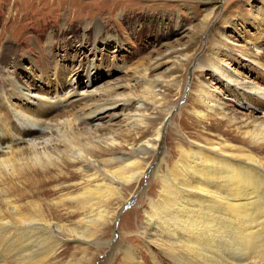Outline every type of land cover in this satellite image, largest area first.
I'll return each instance as SVG.
<instances>
[{
	"label": "bare ground",
	"instance_id": "bare-ground-1",
	"mask_svg": "<svg viewBox=\"0 0 264 264\" xmlns=\"http://www.w3.org/2000/svg\"><path fill=\"white\" fill-rule=\"evenodd\" d=\"M209 10L199 44L191 39L160 53L124 84L91 94L73 89L54 99L17 87L25 101L48 112L89 96L99 99L54 119L12 109L22 122L15 133L0 118V130L6 132L0 133V264H48L69 240L83 249L75 264H93L91 245L100 246L103 228L119 213L115 207L124 208L125 195L152 166L143 167L147 156L156 161L150 171L159 189L147 201L142 229L149 246L175 264H264V78L258 84L232 73L223 56L238 54L262 74L264 63L254 43L242 50L222 32L208 33L215 17V9ZM220 23L228 21L222 17ZM204 38L207 50L201 54ZM169 63L174 67L168 74L150 77L151 70ZM87 68L76 82L83 76L87 83ZM192 68L217 76L220 87L238 101L222 103L213 95L218 88L194 78L187 103L202 129L182 127L172 147V138H163L165 121L155 115L172 113V94L183 97ZM57 72L51 74L55 79ZM30 82L47 87L45 78L39 82L32 76ZM121 89L128 92L118 93ZM254 97L262 100L259 114L244 105ZM119 108L122 112L112 113ZM168 147L175 153L166 152ZM122 258L123 264H142L130 247Z\"/></svg>",
	"mask_w": 264,
	"mask_h": 264
},
{
	"label": "rangeland",
	"instance_id": "rangeland-1",
	"mask_svg": "<svg viewBox=\"0 0 264 264\" xmlns=\"http://www.w3.org/2000/svg\"><path fill=\"white\" fill-rule=\"evenodd\" d=\"M207 9H215L208 33L222 32L242 50L254 43L259 52L253 51L258 53L260 63H264V0H0V94L10 89L8 97L1 96L0 118L4 119L6 126L10 122L8 127H13L14 132L18 124L22 126V122L10 113L12 109L31 115L33 112V116L48 119L84 109L97 101L99 96H89L84 100L76 98L78 100L72 106L48 112L45 106L30 105L17 89L54 99L73 89L91 94L95 90L102 92L110 85L124 84L136 73L141 75L168 50L185 46L191 39L199 44ZM222 17L228 21L227 26L221 25ZM205 39L202 40L201 54L207 50ZM40 55L43 66H39ZM223 59L230 65L231 72L242 78L258 84L264 78L260 70L238 54L231 53L229 58L223 56ZM61 64L64 69L59 67ZM83 66L89 67V73L86 70L85 74L88 78L86 84L83 83L85 77L82 76L83 82H76L75 78L85 73ZM172 67L174 64L169 63L159 70H151L150 77L168 74ZM54 69L58 71L56 79L51 75ZM191 71L186 75L183 97L177 96V92L172 94L175 105L172 113L167 116L158 112L155 115L160 122L165 121L163 138L171 137L168 143L172 147L182 127L186 128V132L202 129L187 103L194 78L206 82L212 90L218 88L213 95L222 103L234 105L238 101H235V94L220 87L218 77L211 72L201 69H195L194 73ZM15 72L21 73V76ZM107 72L110 73L108 77ZM26 73L28 75L24 76ZM29 75L28 80L26 77ZM32 76L39 82L45 78L47 87L31 84ZM12 82H15L14 86ZM127 92L118 90L120 94ZM238 94L236 97L241 101L242 95ZM261 102L254 97L248 101L251 104L244 105L250 107V111L257 109L255 112L259 114ZM244 109L249 112L246 107ZM119 111L122 112V109L112 113ZM13 117L15 121H11ZM122 119L118 118L115 122ZM0 133H6L3 127ZM164 150L175 153V148ZM146 158L149 164L146 162L143 167L156 165V161L152 164L154 157ZM150 168L134 190L125 195L124 199H129L124 208L115 207L119 213L103 228L98 241L100 246L91 245L89 255L95 259L93 264H123L122 257L127 247L139 254L142 264H175L158 249L149 246L143 236L147 201L159 192ZM82 257L83 249L69 240L48 264H75Z\"/></svg>",
	"mask_w": 264,
	"mask_h": 264
}]
</instances>
